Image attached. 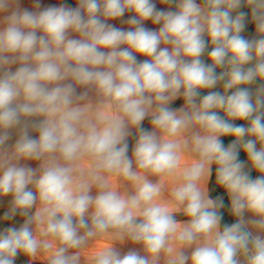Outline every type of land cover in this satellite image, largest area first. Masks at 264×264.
Wrapping results in <instances>:
<instances>
[{
  "label": "clouds",
  "instance_id": "clouds-1",
  "mask_svg": "<svg viewBox=\"0 0 264 264\" xmlns=\"http://www.w3.org/2000/svg\"><path fill=\"white\" fill-rule=\"evenodd\" d=\"M161 2L176 10H158L153 0H78L75 8L61 3L39 10L36 0L38 10L17 7L5 17L0 148L9 130L18 139L11 152H0V197L11 196L3 219L19 215L24 222L0 231V264H15L21 253L47 264H81L82 257L85 264H160L161 258L164 264H264V238L246 230L243 218L253 213L259 219L252 225L264 231V84L254 100L239 87L264 81V0H246L261 35L254 41L240 35L245 13L231 16L241 0ZM13 3L0 0V11ZM126 11L134 13L126 21L134 29L107 23ZM149 19L162 25L158 32L143 26ZM205 36L213 45L211 65L201 59ZM134 52L150 59L139 62ZM253 59L255 66L245 68ZM17 63L16 71L6 70ZM217 67L225 71L217 75ZM220 81L224 94L210 92L197 102L200 89ZM77 86L85 90L78 93ZM180 95L188 107L171 110L167 105ZM218 109L250 127L229 123ZM149 115L152 131L141 126ZM131 128L138 136L130 157ZM229 134L236 140L225 148L220 137ZM246 135L256 139L244 141ZM240 146L258 178L238 161ZM186 152L193 158L186 161ZM22 159L39 161V169L18 166ZM212 165L239 218L222 230L223 201L209 198L205 188ZM165 178L175 184L167 199ZM118 179L131 182L134 192L118 191ZM181 212L184 222L174 215ZM101 239L105 245L85 255ZM125 241L142 245L143 254L121 255L115 244Z\"/></svg>",
  "mask_w": 264,
  "mask_h": 264
},
{
  "label": "crops",
  "instance_id": "crops-1",
  "mask_svg": "<svg viewBox=\"0 0 264 264\" xmlns=\"http://www.w3.org/2000/svg\"><path fill=\"white\" fill-rule=\"evenodd\" d=\"M39 2H40V9L39 10H42L43 8H46L48 6H59L61 3L67 5L71 8H75L78 5V0H39ZM153 3L155 4V6L158 10H164V11L172 10L169 4L162 3L161 0H153ZM17 7H19V9H21V10H23V9H28L30 11L38 10L36 8V0H17V3H13L12 6L8 10L0 11V29L6 27L5 17L10 15L11 12L13 10H15ZM133 15H134L133 12L126 11L122 17L108 20L107 23L115 26L116 28H119V29H122L125 31H127L129 29H134V26L126 23V21L130 17H132ZM142 23L146 29L151 30V31H157V32L159 31L160 27L162 26L161 24H154L150 19L143 21ZM70 38H79V34L78 33H71ZM260 38H261V35L257 32V30L255 28L254 32L251 35H249L246 38V40L254 41V40H257ZM165 46L166 45H161V47H165ZM121 47H127V45H122ZM168 47H170V46H168ZM102 50L107 51L106 49H102ZM133 54L136 56V59L139 62H143L145 60L150 59V57L144 56V55L139 54V53L134 52ZM256 62L257 61L255 59H253L252 61H250L248 64L245 65V68L254 67ZM19 66L20 65L18 63L12 64V65L8 66V68L6 70H10V71L14 72V71H16V69ZM0 75H2V72H0ZM67 82H69V81H65V83H67ZM261 84H264V81H261L258 79L255 83H253L251 85H240L239 87L240 88H247L249 90V92L252 94L253 100H254L256 91L261 86ZM48 87H53V85H49ZM84 90L85 89H83L82 87L77 86V92L78 93L83 92ZM181 91H183V90H181ZM234 91H236L235 88L230 89V90H228L227 94L231 95ZM224 92H225V89L222 86L221 94H224ZM181 99H183L182 95L177 96L176 98L171 100L167 106L171 110H179L182 108H187L188 105H187L186 101H184L182 103H178V101ZM31 119L34 121H39V120H42L43 117H32ZM149 119H151V115H149L148 117H146L144 119L141 126L148 131H152L153 127H152L151 123L148 122ZM232 122L236 126H243L245 128L250 127V121L249 120L232 119ZM9 131H10V138L5 142V145L2 148H0V152H11L16 140L18 139L17 130L13 129V130H9ZM129 131L131 134L128 136L127 142L129 144L128 155L131 157L132 156V149L135 145L136 138L138 136V131L136 128H131ZM30 134L32 135L33 138H38V136H39V133L36 131H30ZM186 135H190V133H187ZM250 139L254 140L256 138L254 136H249V135H246L243 138L244 141H247ZM261 147H262L261 143L259 141H257V143H256L257 150H259ZM185 156H186V161H187V160H190L191 158H193L194 154L186 152ZM17 163H18V166L30 167L32 169H39V165H40L39 161L24 160V159L20 160ZM243 164L245 165L244 171L251 173L253 175V179H256L260 176V173L257 170H255L254 168H252L249 157H247V160ZM211 177H212V172H211L210 179L205 184V188H206L208 196H209V185H210ZM148 179L150 181H152L153 183L161 182L160 178L156 177V176H149ZM115 182L118 186L117 190L120 191L121 193L132 194L135 190L132 183L129 181H124L122 179H118ZM174 186H175V184H174V181L172 178H165L162 181V193H163V197L165 199L170 197L171 189ZM29 189H31L32 191H35V189L31 185H29ZM97 192H98V190L95 187H93L90 194L94 197L97 195ZM226 192H227V195H228L230 203H231L230 194L228 193L227 190H226ZM209 198H210V196H209ZM10 202H11V196L0 197V231H3L4 229H6L8 227L19 228L20 225H22L24 222V218L20 217L19 215H17L16 217H14L11 220L3 219L4 214L6 212H8L10 209ZM37 206H38V202H37ZM35 210L36 209L34 207L32 209L33 213L35 212ZM89 211L91 212V209ZM174 215H175L176 220L179 222H184L188 219V217L183 215L182 212L181 213H175ZM243 218L246 222V230L250 231L253 236H260L261 238H264V231L257 229L251 223V221L253 219H259L258 217L254 216L253 213L246 211L244 213ZM90 222L91 221L89 218V223ZM105 243H106V241L104 239H101V240H98V241L90 244L89 249H87L85 251V255H91L92 252L102 248L105 245ZM115 247L121 253V255L126 254L129 250H136V251H139L141 254H143L142 245L133 244L130 241H125L123 244L117 242L115 244ZM185 251L190 255L192 249H186ZM241 260H242V258H241ZM15 264H47V261L42 256H38L36 259L30 260L28 257L24 256L21 253V254H18V256L15 260ZM81 264H85L84 257H82ZM160 264H164L163 258H161ZM189 264H191L190 261H189Z\"/></svg>",
  "mask_w": 264,
  "mask_h": 264
},
{
  "label": "trees",
  "instance_id": "trees-1",
  "mask_svg": "<svg viewBox=\"0 0 264 264\" xmlns=\"http://www.w3.org/2000/svg\"><path fill=\"white\" fill-rule=\"evenodd\" d=\"M198 3H202V0H197ZM171 9L173 11L176 10V5L169 4ZM245 13V19H244V28L240 35L246 39L249 35H251L255 28L256 24L255 21L252 19V10L250 6L247 5L246 0H241V6L233 10L231 12V16L234 19L239 13ZM205 39L208 41V46L203 53L201 59L205 64L211 65V60L208 56V53L212 50L213 45H211L210 38L205 36ZM216 74L219 75L221 72L225 71V69L217 67L215 69ZM224 84V81H220L217 83V85L211 89H200L199 90V97H197V102H199L204 96L208 95L210 92H218L221 93L222 86ZM186 101L185 98L179 100L178 103H182ZM172 107V106H171ZM217 112V115H219L222 119L228 121L229 123H232V119L227 117L226 113L223 110H215ZM149 123H151V119L148 120ZM220 140L222 141L223 145L225 148L229 147L235 140L236 137L234 135H224L220 137ZM248 154L244 148L241 146L238 147V161L241 163H244L247 160ZM248 173V172H247ZM250 178L253 179V175L251 173H248ZM209 196L213 200H222L223 201V207L219 209L220 214L222 215V220H221V230L223 229L224 225H229L231 226L232 224L238 222L239 218L236 217L231 210V203L229 200V197L227 195L226 189L222 186L219 185L216 179V165L212 166V177L209 185Z\"/></svg>",
  "mask_w": 264,
  "mask_h": 264
}]
</instances>
